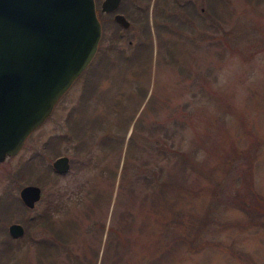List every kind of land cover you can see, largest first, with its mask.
Returning a JSON list of instances; mask_svg holds the SVG:
<instances>
[{
  "label": "rangeland",
  "instance_id": "obj_1",
  "mask_svg": "<svg viewBox=\"0 0 264 264\" xmlns=\"http://www.w3.org/2000/svg\"><path fill=\"white\" fill-rule=\"evenodd\" d=\"M156 1L136 13L123 1L121 30L99 13L91 61L0 161V195H18L9 172L49 137L69 157L60 174L33 160L22 184H38L40 196L0 215L2 232L12 221L28 230L0 236V249L11 245L0 264H264V213L235 197L250 188L264 199V0L202 1L218 12L219 35L198 41L163 38ZM154 174L179 185L157 194L143 186ZM43 210L61 243H36L53 236L34 224Z\"/></svg>",
  "mask_w": 264,
  "mask_h": 264
},
{
  "label": "water",
  "instance_id": "obj_2",
  "mask_svg": "<svg viewBox=\"0 0 264 264\" xmlns=\"http://www.w3.org/2000/svg\"><path fill=\"white\" fill-rule=\"evenodd\" d=\"M118 2L101 0L100 9L113 10ZM113 18L128 24L120 12ZM100 33L94 0H0V161L51 112L92 58ZM51 165L66 171L68 155L58 154ZM18 195L32 207L40 186L24 183ZM7 231L18 236L24 227L12 221Z\"/></svg>",
  "mask_w": 264,
  "mask_h": 264
},
{
  "label": "trees",
  "instance_id": "obj_3",
  "mask_svg": "<svg viewBox=\"0 0 264 264\" xmlns=\"http://www.w3.org/2000/svg\"><path fill=\"white\" fill-rule=\"evenodd\" d=\"M101 12L102 11L99 10V13H101ZM106 14H108L109 19H112V21L114 22V24L117 28L119 26L118 22L115 21L112 17L110 18V15H111L110 13H106ZM99 19H100L102 25L104 26L105 22H104V19L102 18L101 15L99 16ZM92 86H93V84H91V82H89V79H86V81L84 83V87H83L84 92H86V89L88 87L91 88ZM58 140H60V139L59 138L52 139L49 137L47 140L48 144L46 146L44 145L42 147L36 148L33 151V153L27 159H25L21 162V164L15 169V171L9 172V174H10L9 178L12 181V183H10V186L13 187L16 185V187H19L20 185H22V182L26 178H28V174L31 171V165L34 164L33 160L35 158H39V161H40V159H47L46 161H48V162H46V164H45L46 165V171L53 172V174L63 173V172L55 170L50 163V159L59 154V152H56L54 150L55 148H57ZM242 152H245V151H242ZM164 153L165 152H163V154ZM182 154H183V151L175 149L173 151L172 155L177 156V155H182ZM247 163L245 166V170L242 172V176L246 175L247 172H250V170H251V167H250L251 166V158L247 157ZM144 178H145L146 182H144L143 186L144 187H150V184L151 185L155 184L156 185L155 193H157V194H160L163 191L165 185L169 184V185H172L173 187H175L176 185H179V182L175 179V176H172L171 178L168 179L167 177L161 178L157 174L156 175L154 174L150 178L146 177V176H144ZM151 178H153V179H151ZM9 189H10V187H7L5 189V191L0 195V215L3 214L4 210L9 209L10 205H13L14 209H18V208L19 209H22V208L28 209L29 207H27L22 202L20 197L18 195H15V194L12 195V193L10 192ZM236 196H237V198H239V205L242 208L246 209L249 212L252 211L251 212L252 214L254 212H263L264 213V199L256 191H254L250 188H247L246 191L244 192V194H241V195L235 194V197ZM34 224L35 225H41L47 229H50L53 232L52 238L42 236V238L40 237V239L36 241L37 244L40 242H44L47 244H54L57 241H59V243H61V241L63 240L61 238L60 230L57 228H54V225H53L52 220H51V214L49 211L43 210L42 212H40L37 215V219H35ZM24 225H26V224H24ZM24 227H25V229H26L25 231L27 233V231H28L27 225ZM3 229L5 232H2L0 229V236L2 237V235H4L2 242H6L7 237L12 238L13 236L9 235L5 225L3 226ZM53 239H54V241H53ZM10 248H11L10 244L3 243V245L1 246V249H0V256L3 253H7L8 252L7 250H9Z\"/></svg>",
  "mask_w": 264,
  "mask_h": 264
},
{
  "label": "flooded vegetation",
  "instance_id": "obj_4",
  "mask_svg": "<svg viewBox=\"0 0 264 264\" xmlns=\"http://www.w3.org/2000/svg\"><path fill=\"white\" fill-rule=\"evenodd\" d=\"M94 1L95 10L99 16L101 0ZM123 1L127 9L129 10V8H132L130 10H134V13H136L135 9L145 6L144 3L146 2V0H119L116 8L104 12L110 13L111 16H113L115 12H120L130 22V18L128 17L127 13L121 8V3H123ZM202 1L205 2L209 0H157L155 4L156 22L158 23L159 27H163V30L167 31V34H161V36L170 40L189 39L197 41L205 38V36H211L213 38H215V36L217 37L219 35V31L217 34L215 32L218 30V12L214 9L209 10L206 8L201 4ZM139 18L140 15L136 17V20ZM118 24L121 27L120 28L118 26V30L124 29L129 25L128 23L126 26H123L119 22Z\"/></svg>",
  "mask_w": 264,
  "mask_h": 264
}]
</instances>
